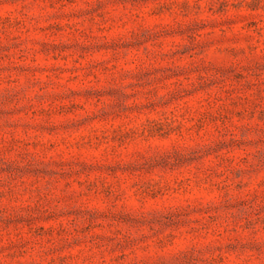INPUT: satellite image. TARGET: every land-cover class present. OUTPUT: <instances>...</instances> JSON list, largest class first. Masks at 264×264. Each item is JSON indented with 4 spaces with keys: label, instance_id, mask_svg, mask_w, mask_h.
<instances>
[{
    "label": "rangeland",
    "instance_id": "1",
    "mask_svg": "<svg viewBox=\"0 0 264 264\" xmlns=\"http://www.w3.org/2000/svg\"><path fill=\"white\" fill-rule=\"evenodd\" d=\"M0 264H264V0H0Z\"/></svg>",
    "mask_w": 264,
    "mask_h": 264
}]
</instances>
